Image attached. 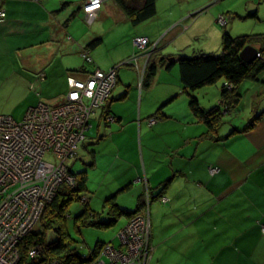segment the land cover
<instances>
[{
  "label": "crops",
  "instance_id": "0c3cea01",
  "mask_svg": "<svg viewBox=\"0 0 264 264\" xmlns=\"http://www.w3.org/2000/svg\"><path fill=\"white\" fill-rule=\"evenodd\" d=\"M82 2L83 0H0V10L5 13L0 16V98H28L33 94L30 88L35 89L48 81L51 84L60 80L65 82L67 92L66 77L83 67L78 70L77 67L73 68L66 55L79 52V48L84 49L96 38L101 37L102 41L95 50L103 43V35L98 31L91 37L89 30L86 35L77 34L79 24L86 22ZM167 2L156 1V15L159 5L163 7ZM175 2H169L171 5L166 6L163 22L155 15L141 23L143 26L139 35L135 36L157 43L156 49L161 43L165 47L168 42L176 43L184 36L186 44H191V36L199 38L204 35L214 36L216 42L219 30L215 26V17L223 15L227 20L229 11L222 9L215 15L204 13L190 25L185 24L186 30L181 33L175 32L181 22L202 13L206 5L204 2L200 3L194 7L200 9H189L174 21H165L172 14V6L183 4L181 1ZM247 2L244 9L237 12L247 13V17H252L249 13L255 12V19L260 18L261 0ZM194 10V13H190ZM102 14L127 19L113 0H103L98 18ZM261 20H264L263 17ZM130 47L128 43L126 56L129 55ZM31 51L34 56L30 54ZM198 51L208 52L202 48ZM60 54L65 60L57 70L52 67V58ZM92 61L93 67L89 71L94 68L102 70L108 66L102 63L96 65L93 58ZM39 65L42 70H39ZM137 66L145 68V58L142 55ZM73 74L78 78L83 77L77 72ZM120 78L118 71L117 83L109 96V103L122 91L120 88L116 89L121 82ZM238 92L241 96L239 107L245 113L248 130L242 131L246 126L234 128L224 134L219 130L217 140L199 139L206 131L205 126L186 114L183 119L186 126L179 132L178 139L162 149L167 153L168 165L160 168L153 166V177L146 180L152 193L147 209L140 212L148 214L150 220L151 243L155 248L151 264H264V75L258 82L242 83ZM219 100L220 95L218 103ZM109 116L115 118L114 121L110 122L107 117L104 122L111 128L112 123L121 120L115 114ZM139 117L140 120L133 124L132 132L134 139L137 136L143 154V140L148 137L146 140L151 141L156 136L152 134L159 122L150 124V118L146 121L141 115ZM192 124L198 127L197 132L189 129ZM233 130L236 131L231 133ZM104 133L106 134V130ZM182 133L183 136H180ZM105 136L96 139V142ZM114 151L118 152L119 146H115ZM166 179L169 182L163 189L162 183ZM140 196L137 198V205L140 204L139 208H142ZM163 198L165 201H162ZM145 200L144 198V202ZM118 205L124 209L122 205Z\"/></svg>",
  "mask_w": 264,
  "mask_h": 264
},
{
  "label": "rangeland",
  "instance_id": "374dc122",
  "mask_svg": "<svg viewBox=\"0 0 264 264\" xmlns=\"http://www.w3.org/2000/svg\"><path fill=\"white\" fill-rule=\"evenodd\" d=\"M167 1L168 2L163 7L159 5V8L157 9L158 13L156 16L161 19V22H163L162 19L165 17L164 11L166 6L171 5L169 2L173 4L176 3L175 1H181L183 3L171 7L172 14L167 20H165L169 22L174 21V19L179 17L184 11L196 9L194 7H197L200 3L204 2L206 5H204L206 8L202 13H198L194 18L190 17L188 20H183L184 22H181L175 32H185V24L190 25L193 21L202 17L203 14L207 12V14L212 13L215 15L218 11L223 9L229 11L230 15L228 13L227 20L223 15H217L215 17V26L217 30H219L216 42H214V36L204 35L199 38H193V36H191V44H186L185 36L178 39L176 43L168 42L165 47H163L164 43H161L153 54V60L156 61L158 71L149 87H141L144 74V69L142 67L138 68L135 65H120L122 62L133 58L134 56H140L138 55V49L133 45L132 39L136 37L135 35H139L141 27L143 26L142 24L133 26L127 19L116 18L112 14H102L99 18L97 15L92 23L89 24L84 21L85 24L84 22H81L77 27L79 33L76 32L79 35H86L88 30L89 37L97 31L98 33H102V45L96 50H91L90 56L98 66L100 63L108 64L107 67H101L103 68V71H108L110 68L120 65L118 71L120 73L121 82L117 85L116 89L118 90L120 88L122 90L117 94L115 97L116 99L110 101L111 112L121 118L120 122L116 121L111 124L112 128L109 127L110 125L108 126V124L104 122V119H102L103 117H101L100 108H97V114L91 117V127L86 133L87 138L85 142L80 145L77 156L67 161V165L72 173L86 171L87 174L86 189L84 191L86 195L81 199L80 203H73L67 209L69 215L67 229L75 241H80L75 243V247L78 252L83 255L89 254L93 251L97 242L118 245V233L127 224L129 219L139 215L149 219L148 214L140 213L142 209L146 208L149 198L148 191H150V186L146 183V180L153 177V166L160 168L161 166L168 165V162H166L167 153L162 149L165 148V145L174 143L172 141L178 139L179 132H182L184 126H186L184 125L185 122L183 120L186 114L193 117L188 106L189 96H194L205 109H210L218 103V96L220 95L221 87L224 84L223 80L187 94L183 91V87L179 80L178 65H173L171 70L167 71L164 69V66H160L159 59L164 55L170 54H184L187 57H192L195 51H198L201 48L206 49L209 53L217 52L215 54H219L221 52L220 44L224 29H226L233 37L244 34L264 33V20H261L262 17L264 19V0H261L260 4L261 17H258L260 21L250 16L247 17V13L239 14L237 12L239 9H244L245 5L248 3L247 1L252 0ZM258 1L259 0H255V2ZM198 9L200 8H197L196 10ZM196 10L190 13H194ZM219 18L225 19L224 24L218 21ZM128 43L131 47L129 49V55L126 56V53L128 52ZM153 45L157 46V43H151L143 52H141V55L147 60L154 50L152 49ZM176 47H183V49L179 50ZM79 49V52L74 51L72 54L66 55V59L67 61H71L73 68L77 67L76 70L80 67H83L80 69L89 70L93 66H91L92 64L87 63L80 55L83 48ZM30 54L34 56L32 51ZM52 59V67H56L57 70L62 61L65 60L62 54L54 56ZM146 62L147 61H145V64ZM37 65L38 64H36V66ZM35 69L37 70V68ZM39 70H42L41 65H39ZM245 82L248 84L250 83L249 81ZM30 90L33 94L28 98H17L16 96H14V98H0V114L11 116L15 120L20 121L29 107L35 106L39 102L50 106L59 105L64 101L66 94L65 82L61 80L55 84H51L48 81L41 86H36L35 89L30 88ZM239 108L240 109L230 113H226L225 109L222 110L225 123L220 129L221 133H228L234 128L239 129L246 126L247 119L244 116L245 113L241 107ZM139 115L145 118L146 121L150 118V120H154L153 123L156 121L159 122V125L154 129V134H152L156 136L150 139L151 141L146 140L149 139L148 137L144 138L143 154L138 144V138L136 136L134 139L132 132V128L134 127L133 124H136V122L140 120ZM98 122H100V125ZM126 125L131 127V129L127 128ZM124 126H126L124 129L118 130V128ZM195 126L196 124L189 125V129L197 132L198 127ZM105 130L106 134L104 133ZM104 135L106 136L102 137L97 143L96 139H99V137ZM180 136H183V133ZM115 146H119L118 152L114 151ZM91 151L94 152L95 157V164L93 167L90 166L93 160ZM170 176H172V174H170ZM135 178H138V181H135ZM168 181L169 179L165 180V182ZM126 185H129V188L126 190L122 189ZM116 193L117 204L122 205V207L128 211H134L136 209L137 198L139 195H143L146 200L143 207L141 206L142 208L133 214V216H130L129 218L121 216L111 227L100 229L93 226H82L80 231L76 230L73 224V219L79 216L82 212V205L80 204L89 202L90 208L100 212L103 209L104 201ZM104 218L105 217L103 216V219ZM38 227L39 224L35 230L38 229ZM104 245L102 246L100 253H102ZM94 261L86 264H92Z\"/></svg>",
  "mask_w": 264,
  "mask_h": 264
},
{
  "label": "built area",
  "instance_id": "2783aa9c",
  "mask_svg": "<svg viewBox=\"0 0 264 264\" xmlns=\"http://www.w3.org/2000/svg\"><path fill=\"white\" fill-rule=\"evenodd\" d=\"M102 3L103 0H83L82 12L87 23L95 20ZM4 15L0 10V16ZM218 21L224 24L225 19ZM132 42L140 56L151 44L145 37H134ZM80 55L91 61L89 51L83 49ZM140 56L120 65L137 66ZM120 65L108 71L95 68L84 72L82 78L68 74V90L61 104L39 102L29 107L20 121L0 114V264H29L30 257L24 260L20 245L35 231L60 185L74 186L75 176L67 161L77 156L85 142L96 109L106 106ZM153 122L149 120L150 124ZM118 238L119 244L106 243L92 264H151L155 248L148 218L139 215L129 219ZM30 254L33 258L40 255L37 250Z\"/></svg>",
  "mask_w": 264,
  "mask_h": 264
},
{
  "label": "trees",
  "instance_id": "16d2710c",
  "mask_svg": "<svg viewBox=\"0 0 264 264\" xmlns=\"http://www.w3.org/2000/svg\"><path fill=\"white\" fill-rule=\"evenodd\" d=\"M113 1L123 11L127 20L133 26L146 22L156 15L157 0ZM249 15H253L252 17L256 18L255 12H251ZM101 41V37L91 40L84 47V50L89 51L90 55V51L97 47ZM245 46L256 48L259 57L250 63L241 60L239 54ZM155 51L156 48H154L146 62L141 82L142 88L144 86L149 87L157 74V64L153 60ZM85 61L89 64L93 62L92 58L91 61ZM159 63L167 71L171 70L173 65H178L179 80L183 91L187 94L205 86L213 85L220 80L226 82L221 87L220 100L216 106L205 109L191 95L188 102L190 112L196 122L202 123L206 128L205 133L199 139L217 140L219 139L218 132L225 123L222 110L225 109L226 113H230L239 108L241 96L238 89L240 85L245 81L258 82L264 75V33L244 34L233 37L224 29L221 37V52L219 54L204 51H195L192 57H187L184 54H170L162 56L159 59ZM74 72L83 74L91 71L80 69ZM110 114H112L110 103L107 101L106 106L101 109V117H104V120L108 117V120L112 122L115 118L110 117ZM246 130H248V125L242 131ZM234 131L236 130L231 133ZM91 154L93 160L90 166L93 167L95 164L94 152L91 151ZM70 173L75 176L74 186H70L67 183L60 185L51 203L45 207L38 229L30 233L20 245L24 260L30 257L27 260L29 264H51L53 261L59 264H86L95 260L99 256L102 246L106 244L97 242L95 249L86 255L79 253L75 247V243L80 241H75L67 229L69 216L67 209L73 203H80L81 199L86 195L84 191L86 189L87 174L86 171L72 173L71 170ZM168 182L162 184L163 189ZM128 188L129 186H125L122 189L126 190ZM151 193L148 191V202ZM116 195L117 193L104 201L103 209L100 212L92 210L89 202L80 204L82 205V212L73 219L76 230L80 231L82 226L105 229L114 225L119 217L126 216L129 218L140 209V204L137 205L134 211L120 208L116 202ZM139 200L141 201L139 203H142V201V204L145 203L143 195L140 196ZM103 216L105 217L104 219ZM49 233H52L51 238H49ZM32 250H37L40 254L39 257L33 258L30 254Z\"/></svg>",
  "mask_w": 264,
  "mask_h": 264
},
{
  "label": "water",
  "instance_id": "95a60500",
  "mask_svg": "<svg viewBox=\"0 0 264 264\" xmlns=\"http://www.w3.org/2000/svg\"><path fill=\"white\" fill-rule=\"evenodd\" d=\"M258 54L259 53H258L256 48H254L252 46H245L241 50L239 56H240L241 60H243L244 62L250 63L258 57Z\"/></svg>",
  "mask_w": 264,
  "mask_h": 264
},
{
  "label": "bare ground",
  "instance_id": "6f19581e",
  "mask_svg": "<svg viewBox=\"0 0 264 264\" xmlns=\"http://www.w3.org/2000/svg\"><path fill=\"white\" fill-rule=\"evenodd\" d=\"M88 200V199H87Z\"/></svg>",
  "mask_w": 264,
  "mask_h": 264
}]
</instances>
